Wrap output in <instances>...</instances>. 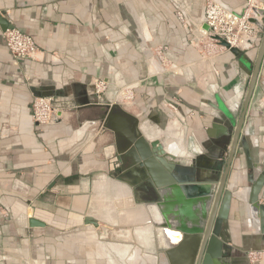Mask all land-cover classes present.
<instances>
[{"label": "crops", "instance_id": "crops-1", "mask_svg": "<svg viewBox=\"0 0 264 264\" xmlns=\"http://www.w3.org/2000/svg\"><path fill=\"white\" fill-rule=\"evenodd\" d=\"M225 1L235 9H240L244 2ZM201 2L0 0V18L31 34L39 46L33 59L14 58L6 47L5 29L0 24V264H23L25 258L31 264H129L126 257L131 256L135 244L117 241L113 236L103 240L98 228L88 226L70 231L62 242L58 240L56 229L66 230L83 223L87 214L101 219L97 209L105 210L108 205H112L111 213L119 220V208L125 204L117 200L116 194L107 198L108 189L116 185L97 173L102 169V161L99 153L93 151L97 146L96 135L89 138L88 131L76 134L84 124L76 119L68 124L60 121L47 126L38 124L32 117V102L34 96L46 95L53 97L56 105H65L75 85L92 82L106 86V79L118 85L140 76L143 70L145 76L144 52L151 47L165 66L176 65L172 69L174 78H165L169 73L161 75V79L147 76V83L135 88V98L141 107L136 116L139 118L145 112V122L162 130L175 121L177 130L165 135L175 143L174 150L171 149L174 153L169 152L193 154L199 147L197 137L206 135L214 117V108L208 100L217 91L228 105H239L259 44L242 51L245 62L207 38L202 49L187 31L184 18L179 17L180 10L185 9L191 17L199 18ZM148 70H152L149 63ZM243 135L250 143L252 155L261 160L264 59ZM163 143L169 148L173 144L167 139ZM212 147L203 149L210 152ZM114 149L115 143L104 147L112 157ZM233 168L241 174L247 170L242 148ZM91 170L99 176L83 177L93 176ZM91 185L95 195L90 193ZM104 186L107 195L101 205ZM239 189L245 192L244 198L236 196ZM234 191L229 228L231 250L227 259L230 264H264V259L250 262L247 258L251 249L264 250V233L248 213L247 188L241 186ZM124 199L128 207L141 204L133 193ZM260 202L264 206V187ZM125 213L136 223L146 212L120 215ZM31 216L53 226V231L47 227V230L30 228ZM93 231L97 240H88ZM153 233L160 241L156 228ZM168 233L170 237L161 232L166 241L181 237L179 232ZM159 244L164 247L161 241ZM139 245L148 262L157 263L156 255L150 253L151 245L145 241ZM25 247L29 255L23 253Z\"/></svg>", "mask_w": 264, "mask_h": 264}, {"label": "water", "instance_id": "water-1", "mask_svg": "<svg viewBox=\"0 0 264 264\" xmlns=\"http://www.w3.org/2000/svg\"><path fill=\"white\" fill-rule=\"evenodd\" d=\"M213 1L239 16H244L248 10V19L260 29L261 38L248 86L241 95L239 105L232 107L219 92L214 93L208 100V104L214 108V117L206 128V135L197 137L199 147L196 150L193 148V154H173L166 150L158 137L147 136L141 119L130 109L137 106V98L125 103L118 96L120 92H133L136 87L146 84L147 76L155 75L161 79V75L169 73L165 78H174L172 69L176 65L165 66L149 46L144 52L145 76L143 70L140 76L119 82L118 85L106 79V89L100 92L92 82L84 86L75 85L67 104L56 105L54 102L49 124L58 121L68 124L75 119L81 123L89 121L85 131L89 132V138L96 135L95 144L99 135L107 138L110 133L112 142L106 146L115 143V156L108 157L111 174L131 186L137 202L146 205L149 210L153 208L156 215L151 217L147 212L150 216L146 223L162 228L167 237H170L168 231L180 233L179 239L165 241L159 251H150L156 255L157 263L148 262L142 247L135 244L131 256L126 257L129 264H230L226 256L230 257L231 250L230 213L235 199L234 190L241 186L247 188L249 193L248 213L264 233V206L260 202L264 187V157L259 160L252 155L250 143L243 135L246 115L264 59V6H261L264 0H243L240 9L233 8L225 0ZM206 2H201L199 18L191 17L185 9L180 10L187 31L193 34L194 42L200 47L209 30L205 17ZM0 24L5 30L12 27L1 18ZM211 38L245 62L242 51L248 50L250 44L235 47L217 35ZM153 59L159 64L158 69L151 72L148 63L153 65ZM209 145L213 146L210 152L203 149L209 148ZM240 148L244 151L247 169L242 174L233 168ZM139 195L148 198L140 200ZM84 223L98 228L99 232L107 231L105 226H99V219L92 214L85 216ZM28 226L45 229L47 224L31 216ZM23 253L26 255V247Z\"/></svg>", "mask_w": 264, "mask_h": 264}, {"label": "rangeland", "instance_id": "rangeland-1", "mask_svg": "<svg viewBox=\"0 0 264 264\" xmlns=\"http://www.w3.org/2000/svg\"><path fill=\"white\" fill-rule=\"evenodd\" d=\"M205 39H204V42L201 43L202 49L205 47V45L207 43V42H205ZM207 40L212 41L208 37H207ZM212 42H214V41H212ZM150 66L153 68L152 64H150ZM150 71L153 72L154 70L152 69ZM105 89H106V86L103 90H105ZM134 92H135V90H134ZM134 92H132V91L120 92L118 94V96L125 103H127V102L129 103V102L133 101V99H135V97H136L137 93L136 92L134 93ZM132 95H133V98H132ZM130 109L133 110L134 112H136V114H138V112L141 110V107L137 104V106H133V108H130ZM140 115L141 116L139 118L142 121V128H143L145 134L149 137H158L163 142H165L166 139H167V141H172V143H173L172 147H170V148L166 147L165 145H167V144H164V146L167 148L168 151H170L171 149L174 150V148H175L174 144L175 143H174L173 138L168 139L165 137V135L166 134L168 135L170 132H175V130H177L176 122L171 121L169 126L167 127V129L162 130L161 128L156 127L151 122H145L147 120L146 119L147 116H146L145 112H141ZM143 122H145V123H143ZM89 124H90L89 121L84 122V124L78 130H76V134L81 135L85 131V129L88 127ZM45 125H49V123H47ZM111 137L112 136L110 135V133H108L107 138H104L103 134L98 136V143H97V146L95 147V149L93 151H96L99 153L98 158H100V160L102 161V166H101L102 169H99L98 170L99 172H97V173H99V175H104V177L108 178L112 182V184L114 183L116 185L115 187L113 185L111 189H108L107 194L109 196L107 198L110 199V197L112 195L116 194L117 200H119L120 203H124L125 205H124V207L119 208V220L116 219L114 217V215L111 213V206L112 205L106 206L105 210L101 209V208L97 209V213H96L97 216L102 217L101 219H99V223H100L99 226H105L107 228V231L103 230L102 232H100V234L103 236L102 239L103 240H105L106 238L109 239L113 236V238L116 239L117 241H126V242H131L134 244H137V243L139 244V242L145 241V242H147V244L151 245V247H150L151 249L153 248V249L158 250L159 248H162V245L159 244L160 241L162 243H164L166 241V239H164V235L161 234V232H163V230H162V228H160V227H158L152 223H146V220L150 216L149 214H151V217H154V215H156L155 211L153 210V208L151 206H150L151 208L149 210L148 208H146V205H144V204H140V205L138 204L136 206H132V207L129 206L128 207L127 202L126 201L124 202L123 200H125L124 198H126L128 194L132 195V193H131L132 190H130L131 186L128 185L126 182L118 179L116 176L112 175L110 172L111 168L108 165V157H110L112 154H111L110 150L109 151L104 150V146H106L107 144L112 142ZM173 150H171V151L173 152ZM90 172L94 174V172H96V171L91 170ZM99 175L94 174L93 176L87 175V176H83V177L95 178L96 176L98 177ZM102 188L104 189V191H102L103 194L101 196V203H102L101 205H104L105 200H106V195H107V194L106 195L104 194L106 186H104ZM89 190H90V193L95 195V190H94V187L92 188V185L89 187ZM115 191H116V193H115ZM91 209H93V208H91ZM138 211H140L141 213L142 212H146V213L143 214V216H144L143 219H142V214H141L140 215L141 216L140 221L136 222V223H134L133 219L132 220L130 219V216L126 215L127 213L120 215L123 212L136 213ZM110 221L115 222V223L112 224ZM88 226H89V224H86L83 222V223L75 225L72 228H68L69 230L68 229H66V230H59V229L57 230L56 229V236H57L58 240L60 242H62L63 236L68 234L70 231L72 232V231H76V230L83 229V228L85 229V227H88ZM90 226H92V225H90ZM47 228L52 229L51 232L54 229L53 226H47ZM47 228H46V230H47ZM154 228H156V230L158 231V236L160 238V241L157 238V236L154 235V233H153ZM137 231H140L139 234ZM104 234H106V235H104ZM112 234H114V235H112ZM87 239L88 240L92 239L93 241L97 240L96 239V233L93 231L92 234L87 237ZM27 254L29 255L28 252L26 253V255ZM27 260H29V262ZM23 264H31L30 259L25 258V260L23 261Z\"/></svg>", "mask_w": 264, "mask_h": 264}, {"label": "built area", "instance_id": "built-area-1", "mask_svg": "<svg viewBox=\"0 0 264 264\" xmlns=\"http://www.w3.org/2000/svg\"><path fill=\"white\" fill-rule=\"evenodd\" d=\"M249 16L248 10L244 16H239L220 3L207 0L205 17L209 30L207 31L206 38L208 37L214 41L211 36L217 35L225 39L231 46L237 47L240 46L241 43L250 44L252 46L259 42L261 32L255 24L249 21ZM179 17L181 19L183 18L181 12H179ZM4 40L11 55L17 59H33L39 51V46L35 38L18 27L7 28L4 31ZM214 42L216 43V41ZM97 86L98 91L105 88L104 83H100ZM54 107L53 97L46 95L34 96L32 102V117L34 121L41 125L50 123ZM247 258L250 262L264 259V250L260 248L251 249L248 252Z\"/></svg>", "mask_w": 264, "mask_h": 264}, {"label": "bare ground", "instance_id": "bare-ground-1", "mask_svg": "<svg viewBox=\"0 0 264 264\" xmlns=\"http://www.w3.org/2000/svg\"><path fill=\"white\" fill-rule=\"evenodd\" d=\"M245 43H241L240 45H244ZM153 70H157L158 68H157V66H158V62L155 60V59H153ZM157 68V69H156ZM168 147V146H167ZM248 191V190H247ZM235 192V191H234ZM235 194H236V196L238 197V198H244L245 197V192L243 191V190H236V192H235ZM234 198H235V196H234Z\"/></svg>", "mask_w": 264, "mask_h": 264}, {"label": "flooded vegetation", "instance_id": "flooded-vegetation-1", "mask_svg": "<svg viewBox=\"0 0 264 264\" xmlns=\"http://www.w3.org/2000/svg\"><path fill=\"white\" fill-rule=\"evenodd\" d=\"M130 129H131V126H130ZM139 198H140V199H142V198H143V199H145V198L147 199L148 196H144V195L140 196V195H139Z\"/></svg>", "mask_w": 264, "mask_h": 264}]
</instances>
